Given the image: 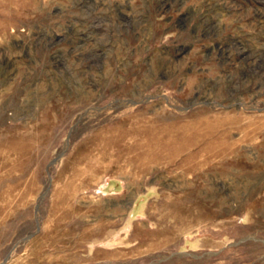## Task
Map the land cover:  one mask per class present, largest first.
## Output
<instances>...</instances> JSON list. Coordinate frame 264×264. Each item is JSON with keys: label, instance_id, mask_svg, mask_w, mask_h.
Returning a JSON list of instances; mask_svg holds the SVG:
<instances>
[{"label": "rangeland", "instance_id": "374dc122", "mask_svg": "<svg viewBox=\"0 0 264 264\" xmlns=\"http://www.w3.org/2000/svg\"><path fill=\"white\" fill-rule=\"evenodd\" d=\"M0 264H264V0H0Z\"/></svg>", "mask_w": 264, "mask_h": 264}]
</instances>
